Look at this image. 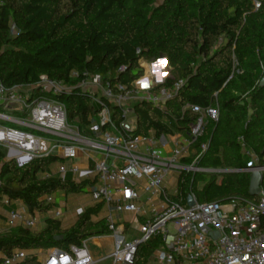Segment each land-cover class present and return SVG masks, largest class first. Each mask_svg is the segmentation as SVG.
<instances>
[{"label": "trees", "instance_id": "obj_1", "mask_svg": "<svg viewBox=\"0 0 264 264\" xmlns=\"http://www.w3.org/2000/svg\"><path fill=\"white\" fill-rule=\"evenodd\" d=\"M259 2L256 9L254 0H2L0 80L10 87L47 74L74 84L70 75L79 71L97 74L114 88L129 89L144 76L141 61L166 55L177 74L161 87H170L179 78L186 83L163 109L148 101L136 102V132L185 134L197 117L183 110L187 103L214 107L219 119L207 120L205 134L193 145L196 152L185 161L191 162L201 145L208 144L199 165L245 168L250 158L241 148L242 138L264 164V0ZM54 98L65 104L68 119L88 133L90 116L98 110L91 97L73 87L69 94ZM110 108L119 123V108L113 103ZM61 161L51 155L18 167L0 147V203L6 197L21 201L30 213H48L54 203L43 197L58 191L79 194L92 184L90 180L76 182L70 174L64 179L57 175L42 178ZM249 175L184 172L180 190L185 198L194 192L201 202L260 200L249 194ZM262 189L264 193V176ZM101 210V205L90 207L65 228L49 217L41 231L16 226L0 232V253L16 248L66 249L108 234L105 218H93ZM161 245L160 236L140 245L133 264H149ZM24 264H38L36 256Z\"/></svg>", "mask_w": 264, "mask_h": 264}, {"label": "built area", "instance_id": "obj_2", "mask_svg": "<svg viewBox=\"0 0 264 264\" xmlns=\"http://www.w3.org/2000/svg\"><path fill=\"white\" fill-rule=\"evenodd\" d=\"M0 0V5H2ZM255 8L260 7L254 0ZM239 72V70L237 71ZM74 84L57 81L47 74L35 82L6 86L0 80V147L7 160L23 167L36 159L54 155L62 161L52 171L42 174L47 179L57 175L64 179L90 180L91 201L102 204L105 224L113 238L109 253L95 258L87 246V239L68 248L49 247L39 259L30 250L16 248L9 254L0 253L1 264H24L36 256L38 264H133L138 247L154 237L162 238L151 261L157 264H264V193L260 200H219L201 202L194 192L185 196L180 190L181 174H222L241 172L250 174L264 164L258 155L246 147L240 138L245 156L250 158L245 168L206 167L198 159L208 144L191 161L194 143L205 134L207 120H218V109H203L199 104L187 103L183 110L197 115L189 124L188 137L183 134L157 136L153 131L139 134L134 110L136 102H150L163 109L186 83L179 78L170 87L157 85L144 92L124 85L111 86L97 74L73 71ZM142 78V77H141ZM80 88L97 105L96 116H90L88 133L79 129L67 117L65 104L54 96L69 94ZM120 110L122 120L117 123L110 105ZM82 156L85 167L73 163ZM193 182V179H191ZM202 186V182H199ZM52 194L41 200L53 202ZM188 197L195 204H188ZM185 202V203H184ZM4 197L1 207L12 206ZM52 219L61 220L63 211H48ZM83 209L77 211L80 216ZM42 213H30L24 204L6 211L7 227L24 226L35 230ZM132 215V221L122 218Z\"/></svg>", "mask_w": 264, "mask_h": 264}, {"label": "crops", "instance_id": "obj_3", "mask_svg": "<svg viewBox=\"0 0 264 264\" xmlns=\"http://www.w3.org/2000/svg\"><path fill=\"white\" fill-rule=\"evenodd\" d=\"M183 135L185 137L189 136L188 133H185ZM195 152L196 151L194 149L192 153H195ZM73 163L79 165L80 167L86 166V161L82 156L77 158ZM60 164H63V165L65 164L66 166H70L72 162L61 161V162H58L56 165H54L53 168H56ZM90 186L91 184H89V186L87 187L85 191H82L79 194H67L66 192L58 191L51 195V197L53 198L52 203H54V206L52 209L60 208L63 211V217L61 218V220H59L63 228L69 227L78 221L79 216L77 215V211L80 209H83L85 211L86 209L90 207L101 205L102 206L101 212L98 214V216H93V218L94 220H98L100 217H104L105 209L103 205L102 204L96 205L94 202L91 201ZM11 204L12 206L10 208L12 207L15 208V206H18L23 203L21 201H15V202L13 201ZM2 217L4 218V220L0 221V232L9 231L8 229L10 228L7 227L6 213H4ZM49 217L51 218V215L49 212L41 214L40 216L41 223L35 229V231L43 230L47 225V220ZM121 217L125 218L127 221H132V218H133L132 215L130 214H122ZM87 241H93V243L97 246L98 249L100 248L101 250H105V251L108 250L107 253L110 252V250L112 249V245H113V238L111 235H99L96 237L88 238ZM30 251H31L30 253L33 252L36 255H38L39 259L43 258L42 249H39V250L32 249ZM149 264H157V263L150 260Z\"/></svg>", "mask_w": 264, "mask_h": 264}, {"label": "clouds", "instance_id": "obj_4", "mask_svg": "<svg viewBox=\"0 0 264 264\" xmlns=\"http://www.w3.org/2000/svg\"><path fill=\"white\" fill-rule=\"evenodd\" d=\"M139 54V50H137V55L139 56ZM170 63V59L165 55L155 57L147 66L149 71L134 82L135 86H137L139 91L144 92L152 87L153 82L157 84L163 83L170 74V71L167 70ZM141 66L144 67L143 64Z\"/></svg>", "mask_w": 264, "mask_h": 264}, {"label": "rangeland", "instance_id": "obj_5", "mask_svg": "<svg viewBox=\"0 0 264 264\" xmlns=\"http://www.w3.org/2000/svg\"><path fill=\"white\" fill-rule=\"evenodd\" d=\"M150 62L151 61H146V60L145 61H141V65L142 64L144 65V70H145L144 75L146 74V72L149 71L148 70V67H146V65L149 64ZM167 70L170 71V74L168 75V77H166V79L164 80V82H167L168 80H173L175 78L176 74H177L176 68H174L171 65H169V68ZM157 85H162V83L161 84H157ZM192 154H194V153H192ZM0 205H2V202L0 203ZM9 209H10V206L9 205H5V207H1L0 208V213L2 215H4V213H6V211L9 210ZM3 220H4V218L3 217H0V221H3ZM12 229H8V230H12ZM87 246L90 249V252H92L93 255L95 256V258H99V256L106 254L107 251H108V250L107 251L101 250L100 248L98 249L97 246L93 243V241H87ZM96 264H110V261L107 260L105 262H100V263H96Z\"/></svg>", "mask_w": 264, "mask_h": 264}, {"label": "water", "instance_id": "obj_6", "mask_svg": "<svg viewBox=\"0 0 264 264\" xmlns=\"http://www.w3.org/2000/svg\"><path fill=\"white\" fill-rule=\"evenodd\" d=\"M166 56V55H165ZM264 84V78L262 79L261 85ZM263 174L259 170H254L249 175V194L251 196H259L263 193L262 185H263ZM188 204L193 206L195 204L194 199L188 197Z\"/></svg>", "mask_w": 264, "mask_h": 264}, {"label": "bare ground", "instance_id": "obj_7", "mask_svg": "<svg viewBox=\"0 0 264 264\" xmlns=\"http://www.w3.org/2000/svg\"><path fill=\"white\" fill-rule=\"evenodd\" d=\"M146 64V63H145ZM148 66V64L146 65V67ZM149 70V69H148Z\"/></svg>", "mask_w": 264, "mask_h": 264}]
</instances>
